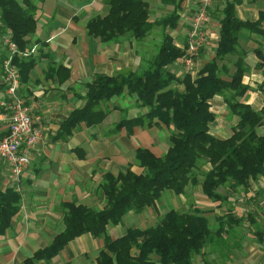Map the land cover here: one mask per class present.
<instances>
[{"label": "crops", "instance_id": "0c3cea01", "mask_svg": "<svg viewBox=\"0 0 264 264\" xmlns=\"http://www.w3.org/2000/svg\"><path fill=\"white\" fill-rule=\"evenodd\" d=\"M17 1L22 3L24 0ZM29 1L36 3L38 8L35 15L37 30L29 36L30 44L26 50L19 51L20 54L13 57V64L19 73L14 58L35 60L29 79L25 83L21 82L20 95L32 107L33 113L42 118L43 138L31 151L30 165L22 177L20 211L13 218L10 228L0 235V264H25L37 251L48 247L65 229V204L103 210L107 200L102 184L107 174L118 176L129 169L137 175L146 173V169L136 162V151L139 148L151 151L156 157L167 153L174 128H168L157 120L150 125L136 126L131 130L125 127L117 133H111L123 119H136L148 111L127 93L100 104V109L107 112L102 123L94 126L82 123L66 139H59L58 134L71 113L85 106L83 97L97 76L126 75L146 67L159 50L156 47L151 49V43H158L157 46L160 47L165 35L172 37L176 47L185 52L182 58L166 69L180 80L187 75L195 80L202 68L216 57L221 38L222 11L226 5V0H143L149 7V22L152 24L171 16L178 4L180 9L177 11V26L164 28L162 25H154L143 39L137 40L125 35L114 42L105 43L89 34L88 24L97 17L104 18L108 15L109 0ZM206 4L208 37L201 46L204 56L196 70L187 73L183 58L187 52L192 21ZM189 15L193 17H188ZM236 17L243 22H257L261 17L264 18V0H243L236 6ZM262 28L264 29V22ZM8 36L12 40L11 31L0 22V100L7 95L3 65L11 57ZM256 50L264 53L263 38L256 33L242 31L237 53L227 56L224 61H218V64L224 69L232 66L233 73L229 71L232 76L238 60H244L247 72L243 77V84L250 89L241 101L260 111L264 106V61L257 56ZM25 52L29 56L21 55ZM226 60L231 61V64ZM223 78L229 80L230 77ZM174 87L184 90L180 83ZM210 110L215 115L214 122L210 124V133L221 140L231 137L240 119L231 113L224 96L214 97L210 101ZM261 128L264 127L259 129ZM8 129L7 118L1 116L0 139L7 135ZM170 130L173 132L170 133ZM202 162L209 166L203 168L207 174L212 167L207 161ZM194 182L195 177L185 190H189ZM13 187L10 168L0 160V191ZM200 187L202 189V185ZM250 189L264 191V177L253 182ZM163 195L154 207L141 213H128L126 219L132 226L129 229L145 230L155 227L167 212H181L177 204L172 206L169 202L171 208L161 214L158 204L165 197ZM168 195L174 198V203L185 201V193L177 195L169 191ZM262 204L264 207V201ZM150 216L155 220L153 224H148ZM121 225L108 226V235L113 240L127 234L129 229ZM104 246V238L86 234L70 242L51 261L41 260L35 264H73L83 257H88L87 260L96 264ZM247 249L236 254L238 258L231 255L225 264H238V260H241L240 264H260L264 260L260 250ZM133 254L138 255V250L134 249ZM153 260L160 264L158 256L154 255Z\"/></svg>", "mask_w": 264, "mask_h": 264}, {"label": "trees", "instance_id": "16d2710c", "mask_svg": "<svg viewBox=\"0 0 264 264\" xmlns=\"http://www.w3.org/2000/svg\"><path fill=\"white\" fill-rule=\"evenodd\" d=\"M242 2L226 0L216 57L202 68L195 80L189 75L180 80L168 72L166 67L182 58L185 52L176 47L172 37L165 35L157 54L146 67L126 75H100L88 86L83 97L85 106L71 113L62 124L59 139L71 136L82 123L88 126L102 123L107 112L100 109V104L127 93L148 111L136 119H123L111 133L125 127L131 130L136 126L150 125L157 120L168 128L173 126L175 132L170 138L171 146L162 157H156L145 148L136 151V162L146 169L143 175L130 169L118 176L107 174L102 184L107 200L103 210L65 204L64 231L25 264L51 261L70 242L86 234L104 238L105 246L96 264H156L154 255L158 256L160 264H193V255L204 249L211 236L208 220L198 213L171 210L157 226L145 230L129 229L125 236L115 240L108 235V226L121 224L130 212L141 213L154 207L165 191L183 194L193 182L202 160L212 167L205 176L202 189L213 200H222L218 192L221 186L249 191L253 182L264 177V135L257 133L260 127H264V106L256 111L241 101L250 89L243 84L247 68L242 58L236 63L235 73L229 80L222 76L227 69L218 64V61L237 53L242 31L256 33L264 40L263 17L257 22H243L236 17V6ZM108 5L106 17H97L88 24L89 34L105 43L125 35L140 40L154 25L175 28L179 21L178 4L171 16L157 24L149 22V7L143 0H109ZM37 10L36 3L29 0L22 3L0 0V22L11 31L18 51L26 50L30 44L29 36L37 30ZM256 54L264 61L261 50H256ZM14 63L19 69L21 82H27L35 60L16 57ZM179 83L184 90L173 86ZM216 96H225L231 113L240 119L233 135L225 140L210 133V124L215 120L210 101ZM21 201V194L14 188L0 191V235L10 228L20 211ZM235 223L240 222L236 220ZM257 235L260 241L264 240V231L257 232ZM134 249L138 250L136 256Z\"/></svg>", "mask_w": 264, "mask_h": 264}, {"label": "rangeland", "instance_id": "374dc122", "mask_svg": "<svg viewBox=\"0 0 264 264\" xmlns=\"http://www.w3.org/2000/svg\"><path fill=\"white\" fill-rule=\"evenodd\" d=\"M188 17L193 16L189 15ZM156 32L158 33V31H154V33ZM157 45L158 43L156 45L151 43L150 48L154 49L156 47V49H159V46ZM203 56L204 52L200 49L196 59V66L201 62ZM226 61L231 64V61ZM196 66L195 70L197 68ZM226 69L228 72L222 74L225 78L231 76L229 73L230 70L231 74L233 73L232 66H230V68H227L226 66ZM227 95H229V93ZM122 96H119V98ZM5 118H7V116ZM173 131L175 132V130ZM173 131L170 130V133ZM257 133L259 135L264 134V128L258 129ZM204 166L209 168L207 163L200 162V168L195 171L196 182L191 185L189 190H185V203L183 201H175L174 203V198L168 195L169 191H165L163 195L165 197L161 200V203L158 204V210L163 214L166 210L171 208V205H169V202H171V204H173L172 206L177 204V207L181 212L198 213L208 220L211 228V236L208 238L204 249L193 255L192 261L194 259L195 264H225L227 261L226 259L231 255L238 258V255L236 254L245 252L247 248V250L252 248L260 250L264 257V240L260 241L259 236L257 235V232L264 231V207L262 204L264 201V191L259 192L254 189L247 191L244 188L231 189L226 185L221 186L218 189V192L223 197L222 200H213L207 197L200 187L206 176V171H203ZM198 176H200V178H198ZM13 184V188L20 193L22 180L19 187H17L14 182ZM152 214L154 216L156 215L155 212ZM127 217L128 215L121 223V226L125 229L132 227L128 223L126 219ZM236 220L240 223H235ZM153 222H155V220L150 216L148 218V224H153ZM222 227L224 228L223 231H221ZM87 258L88 257H83L82 259L75 261L73 264H93L92 260H87ZM237 263L240 264L242 262L241 260H238Z\"/></svg>", "mask_w": 264, "mask_h": 264}, {"label": "built area", "instance_id": "2783aa9c", "mask_svg": "<svg viewBox=\"0 0 264 264\" xmlns=\"http://www.w3.org/2000/svg\"><path fill=\"white\" fill-rule=\"evenodd\" d=\"M207 6L208 4L203 6L192 21L187 52L183 58V66L187 73L194 72L199 51L208 37V30L206 31ZM8 45L11 57L3 65L7 95L0 100V117L7 116L9 131L0 139V160L8 164L11 178L19 187L31 161L30 153L42 140L44 126L42 118L33 113L32 107L20 95V76L13 64V57L20 53L12 42L11 36H8ZM21 55L27 57L29 53L25 52ZM260 264H264V260Z\"/></svg>", "mask_w": 264, "mask_h": 264}]
</instances>
